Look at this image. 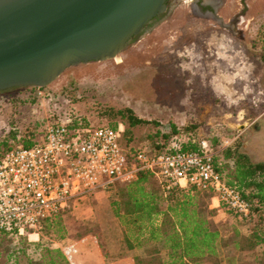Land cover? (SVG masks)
Segmentation results:
<instances>
[{"label": "rangeland", "instance_id": "374dc122", "mask_svg": "<svg viewBox=\"0 0 264 264\" xmlns=\"http://www.w3.org/2000/svg\"><path fill=\"white\" fill-rule=\"evenodd\" d=\"M214 1L221 4L217 19H199L192 14L193 0H171L164 19L114 60L67 69L47 87L54 95L38 97L36 105L13 110L10 95L0 94V140L12 124L18 133L26 126L41 133L64 112L84 118L92 129L104 127L114 121L106 115L108 109L127 107L139 118L161 123L164 131L175 128L211 141L220 151L215 163L225 176L230 169L225 162L232 160L225 159L224 152L238 153L241 144L240 140L228 147L224 143L244 128L230 131L227 126L238 124L242 113L252 119L264 116V0ZM237 16L239 25L233 27ZM221 23L232 28L224 30ZM61 91L77 97L76 103L66 101ZM153 131V124L134 129L132 147L148 142ZM116 198L110 187L74 203L62 216L58 243L70 259L75 247L69 244L86 234L99 242L93 237L85 240V264H93L86 251H93L95 242L109 262L143 256V251H129L125 245L124 235H132V228L115 216ZM205 201L209 207L210 201ZM215 218L223 241L247 232V225L232 215L215 212ZM231 264L256 263L242 253Z\"/></svg>", "mask_w": 264, "mask_h": 264}, {"label": "built area", "instance_id": "2783aa9c", "mask_svg": "<svg viewBox=\"0 0 264 264\" xmlns=\"http://www.w3.org/2000/svg\"><path fill=\"white\" fill-rule=\"evenodd\" d=\"M36 90L38 97L44 95L42 89ZM75 117L58 113L54 124L42 131L39 143L0 155V233L37 242L44 221L70 211L74 203L113 182L134 181L141 171L150 173L164 190L194 188L211 193V210L245 219L251 215L255 201L243 198L226 182L215 163L220 151L211 141L177 130L160 139L158 149L141 143L132 147L129 156L119 143L123 124L115 129H92L80 123L71 128ZM187 144L195 150L186 149ZM225 163L233 167L232 161Z\"/></svg>", "mask_w": 264, "mask_h": 264}, {"label": "trees", "instance_id": "16d2710c", "mask_svg": "<svg viewBox=\"0 0 264 264\" xmlns=\"http://www.w3.org/2000/svg\"><path fill=\"white\" fill-rule=\"evenodd\" d=\"M261 61L264 63V38ZM36 91L33 88L11 89L0 94L10 95L9 105L16 110L20 106L36 105ZM41 91L44 95H54L49 88ZM59 95L69 103L77 101V97L65 91ZM106 115L114 119L108 127L115 129L119 123L124 125L120 145L129 152V156L133 151L134 129L153 124L154 131L149 135V141L145 142L151 150L159 148L160 139L168 138L177 131L173 127L164 131L161 123L139 118L127 107L108 109ZM79 123L89 125L84 118L76 116L70 127L76 128ZM14 126L12 124L0 140V151L12 149V146L28 148L39 143L42 132L26 126L23 133H18ZM185 148L195 150L189 144ZM224 158L233 161V167L225 175L226 182L235 187L243 198L255 201L251 215L246 219L223 212L247 225V235L234 240L223 241L221 238L217 223L213 221L215 212L208 210L205 201H211V193L194 188L164 190L150 173L143 171L137 174L134 181L113 182L110 187L115 189L117 196L113 212L132 228V235H124L125 245L129 251L136 248L143 251L142 257L134 256V264H220L223 261L231 264L235 256L247 250L252 251L256 264H264V166L252 165L236 151L231 153L226 150ZM64 214L44 221L39 228V239L34 243L26 237L0 233V264H69L58 246ZM99 247L103 254V247L100 244ZM222 250L227 252L225 259L221 258Z\"/></svg>", "mask_w": 264, "mask_h": 264}, {"label": "water", "instance_id": "95a60500", "mask_svg": "<svg viewBox=\"0 0 264 264\" xmlns=\"http://www.w3.org/2000/svg\"><path fill=\"white\" fill-rule=\"evenodd\" d=\"M167 0H0V92L44 89L67 69L114 60Z\"/></svg>", "mask_w": 264, "mask_h": 264}, {"label": "flooded vegetation", "instance_id": "af4514ba", "mask_svg": "<svg viewBox=\"0 0 264 264\" xmlns=\"http://www.w3.org/2000/svg\"><path fill=\"white\" fill-rule=\"evenodd\" d=\"M171 0H167L166 5L169 7ZM220 3L215 2L214 0H193V12L194 17L203 19L212 17V19H217L218 15L216 11L220 7ZM165 17V14L156 17L150 25L145 29L143 34H146L153 27L158 25ZM240 16H237L233 19L231 25L235 27L239 25L238 21ZM220 23V22H219ZM221 26L225 27L224 30H230L232 26L225 25L221 23ZM137 36L133 39L132 43L137 42V39L140 37ZM90 63V62H89ZM87 64V63H86ZM81 65V64H80ZM230 116L229 118H231ZM239 122L235 124L234 127L228 125L227 128L230 131H233L236 126H244L241 130V133L236 137L234 143L237 140H240V149L238 154L246 158L253 165H263L264 166V116H259L255 119L247 117L246 113H242L238 117Z\"/></svg>", "mask_w": 264, "mask_h": 264}, {"label": "crops", "instance_id": "0c3cea01", "mask_svg": "<svg viewBox=\"0 0 264 264\" xmlns=\"http://www.w3.org/2000/svg\"><path fill=\"white\" fill-rule=\"evenodd\" d=\"M208 209H209V207H208ZM209 211H213V210L209 209ZM215 212L221 213V212H218L216 210H215ZM213 221L216 223L218 222L215 217L213 218ZM245 235H247V232L244 233V236ZM88 238L92 239V237H86V238H82L81 240H79L77 242H72V244H69V245H72V247L73 246L75 247V250L70 251L71 256H72L71 259L64 253V251H62L65 254L66 258L68 259L69 264H85L86 260H85V251H84L85 245L84 244L86 243L85 240H87ZM221 238L223 240L224 237L221 235ZM58 246L61 248V243H58ZM78 246L79 247L82 246V249H78ZM132 251H137V248L132 250ZM247 251L243 252V254H247L248 256H250L254 260L252 251L251 252L249 250H247ZM86 252H88V253L90 252L91 257H92L91 259L93 260L92 261L93 264H129V263L134 264V261H133L134 257H131L129 260H123V259L116 258L113 260V262L107 261V259L102 254V251L99 247V243H97V242H95V248H93V251H86ZM221 254H222L221 258L225 259L226 253H224V250H222ZM87 262L90 263V259L87 260ZM127 262H129V263H127ZM223 263H226V262L223 261Z\"/></svg>", "mask_w": 264, "mask_h": 264}]
</instances>
